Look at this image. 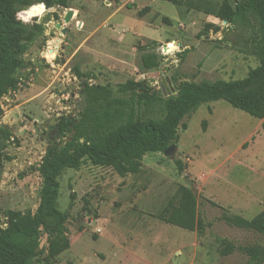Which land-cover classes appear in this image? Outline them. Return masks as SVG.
I'll return each instance as SVG.
<instances>
[{
	"label": "rangeland",
	"instance_id": "1",
	"mask_svg": "<svg viewBox=\"0 0 264 264\" xmlns=\"http://www.w3.org/2000/svg\"><path fill=\"white\" fill-rule=\"evenodd\" d=\"M221 1L184 0L176 5L165 0H70L66 8L35 3L42 14H21L26 24L40 23L43 32L22 55L17 89L0 101V124L13 134L2 162V226L9 210H36L42 186L38 166L48 145L59 140L58 118H77L85 74L93 76L89 82L115 89L133 79L161 93L172 86L175 94L183 81L238 79L257 65L255 19L253 27L219 20L214 13ZM32 9H25L27 17ZM69 10L71 17L65 21ZM150 42L158 43L164 59L142 73L138 45ZM48 50L53 56L43 54ZM160 115L158 110L151 113ZM263 120L224 100L209 101L184 119L186 127L179 128L171 157L146 153L137 172L122 176L110 166L89 162L64 169L57 178L56 207L68 213L69 247L48 256L49 236L42 227L43 252L32 264L263 261L264 252L253 261L239 248H264V234L224 220L225 215L250 219L264 208ZM180 186L190 188L197 199L198 226L192 231L159 218Z\"/></svg>",
	"mask_w": 264,
	"mask_h": 264
},
{
	"label": "trees",
	"instance_id": "2",
	"mask_svg": "<svg viewBox=\"0 0 264 264\" xmlns=\"http://www.w3.org/2000/svg\"><path fill=\"white\" fill-rule=\"evenodd\" d=\"M165 1L181 5L184 0ZM69 2L0 0V101L17 89V73L24 64L22 55L43 32L40 23L26 24L21 14L24 18L42 14L35 3L47 8H66ZM28 7L33 9L27 17L25 9ZM139 13L142 14L143 10ZM214 14L234 27H253L251 18L255 19L257 65L238 79L183 81L175 94L168 96L151 90L144 80L127 79L115 89L107 84L89 82L93 76L85 74L86 80L82 81L78 92L82 108L77 118H58L59 140L48 145L38 166L42 186L36 210H9L4 226L0 220V264H32V260L43 252L39 243L42 227L49 236L48 256H56L69 247L65 226L68 213L56 207L57 178L64 169L79 168L89 162L96 166H110L121 176L135 173L140 169L144 154L163 152L168 145L176 143L179 128L186 127L184 119L209 101L224 100L253 117L264 118V0H222ZM157 46V42L138 45L137 68L140 72L155 69L162 63L164 57ZM155 110L159 111L160 117L151 116ZM2 113L0 102V116ZM261 126L264 129V120ZM73 130L71 140L66 141ZM12 136L11 129L0 124V179L4 150ZM196 209L197 199L193 191L180 186L177 196L167 202L159 218L192 231L198 226ZM224 220L232 226L264 234V208L250 219L225 215ZM239 249L253 261L260 259L264 252L261 246H241ZM258 264H264V260Z\"/></svg>",
	"mask_w": 264,
	"mask_h": 264
},
{
	"label": "water",
	"instance_id": "3",
	"mask_svg": "<svg viewBox=\"0 0 264 264\" xmlns=\"http://www.w3.org/2000/svg\"><path fill=\"white\" fill-rule=\"evenodd\" d=\"M70 17H71V10L68 11V13L66 14V16L64 17V20H65V21H68V20L70 19ZM224 22H225V21H224ZM59 26H60V25L57 24V27H59ZM165 47H166V45H164V48H165ZM165 80H166V82H167L168 84H170V80H169L168 77H166ZM162 92H163V95H164V96H168V95H170L172 92H174V89H173V87L171 86V90H169L167 93H166L164 90H163ZM74 132H75V130H73L72 133L70 134V136L67 137L65 140H66V141H70V140H71V137H72V134H73ZM175 148H176V145H175L174 143H173V144H170V145H168V146L165 148V150L163 151V153H164L166 156L171 157V156L173 155V152H174Z\"/></svg>",
	"mask_w": 264,
	"mask_h": 264
},
{
	"label": "bare ground",
	"instance_id": "4",
	"mask_svg": "<svg viewBox=\"0 0 264 264\" xmlns=\"http://www.w3.org/2000/svg\"><path fill=\"white\" fill-rule=\"evenodd\" d=\"M56 38V37H55ZM54 41V40H53ZM55 43V42H54ZM58 43H60V42H58ZM50 45V44H49ZM58 45V44H57ZM49 48V47H48ZM46 53V55L48 56V57H51V56H53L52 54H53V52L52 51H50V50H48V51H45ZM55 56V55H54Z\"/></svg>",
	"mask_w": 264,
	"mask_h": 264
},
{
	"label": "crops",
	"instance_id": "5",
	"mask_svg": "<svg viewBox=\"0 0 264 264\" xmlns=\"http://www.w3.org/2000/svg\"><path fill=\"white\" fill-rule=\"evenodd\" d=\"M43 54H45V51L43 52ZM44 56V55H43ZM45 57V56H44Z\"/></svg>",
	"mask_w": 264,
	"mask_h": 264
},
{
	"label": "built area",
	"instance_id": "6",
	"mask_svg": "<svg viewBox=\"0 0 264 264\" xmlns=\"http://www.w3.org/2000/svg\"><path fill=\"white\" fill-rule=\"evenodd\" d=\"M44 58H46V56L44 57ZM37 69V68H36ZM20 85V84H19Z\"/></svg>",
	"mask_w": 264,
	"mask_h": 264
}]
</instances>
